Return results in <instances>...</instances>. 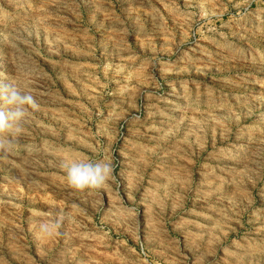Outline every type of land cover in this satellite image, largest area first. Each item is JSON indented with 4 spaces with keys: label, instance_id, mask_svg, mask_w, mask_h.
<instances>
[{
    "label": "rangeland",
    "instance_id": "rangeland-1",
    "mask_svg": "<svg viewBox=\"0 0 264 264\" xmlns=\"http://www.w3.org/2000/svg\"><path fill=\"white\" fill-rule=\"evenodd\" d=\"M0 80L39 104L0 156V264H264V0H0Z\"/></svg>",
    "mask_w": 264,
    "mask_h": 264
},
{
    "label": "clouds",
    "instance_id": "clouds-1",
    "mask_svg": "<svg viewBox=\"0 0 264 264\" xmlns=\"http://www.w3.org/2000/svg\"><path fill=\"white\" fill-rule=\"evenodd\" d=\"M39 109L36 98L22 91L14 81L0 80V156L7 157L20 147V137L32 113ZM34 150V149H33ZM67 185L77 191H93L104 187L113 179V167L110 161H61ZM53 217V213H45ZM64 214H55L54 218L39 223L38 235L42 239L58 236L65 221Z\"/></svg>",
    "mask_w": 264,
    "mask_h": 264
}]
</instances>
